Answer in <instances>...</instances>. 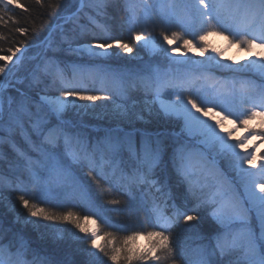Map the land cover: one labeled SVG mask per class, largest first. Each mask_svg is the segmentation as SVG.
<instances>
[{"label": "snow or ice", "instance_id": "obj_1", "mask_svg": "<svg viewBox=\"0 0 264 264\" xmlns=\"http://www.w3.org/2000/svg\"><path fill=\"white\" fill-rule=\"evenodd\" d=\"M77 2L61 16V0H48L49 14L75 27L68 35L58 24L61 41L46 43L52 57H40L20 77L28 46L15 35L26 41L37 28L15 16L14 8L30 15L28 4L0 0V25H11L0 35L11 41L0 47V194L18 191L15 200L27 213L10 202L14 219L7 226L0 214V264H264V153L257 144L245 148L249 140L264 143V0ZM121 12L127 40L98 19ZM88 35L92 42L76 38ZM209 36L250 55L229 60L216 48L209 55ZM64 45L83 60L73 63L72 79L55 56ZM140 51L148 59L134 68L110 63ZM85 74L100 87H83L77 76ZM49 88L61 95H48ZM97 101L112 105L107 126L80 118L95 113ZM225 121L245 135L233 139V131L222 130ZM105 186L124 199H105ZM49 235L57 247L75 242L73 251L42 256ZM140 238L145 243L137 247ZM188 241L197 242L194 259Z\"/></svg>", "mask_w": 264, "mask_h": 264}, {"label": "trees", "instance_id": "obj_2", "mask_svg": "<svg viewBox=\"0 0 264 264\" xmlns=\"http://www.w3.org/2000/svg\"><path fill=\"white\" fill-rule=\"evenodd\" d=\"M22 3L24 4H28L29 7L32 9L31 14H27L25 13L22 9H15L14 6H11L14 8V12H15V16L19 19L20 23L22 26H26L31 28L33 25L37 28V31L34 34H31L29 36V38L25 41L23 37H20L19 34L17 33L15 35V39L18 41H23L25 43L26 46H28L26 48V51L24 53V57H30V56H36L37 53L39 52V47L38 45L44 40V38L47 36L48 32L52 29V27L56 26L59 22V17H56L55 15H50L49 14V10L47 8V3L48 0H44V7L41 8L40 6L36 5L34 0H21ZM73 4H75L76 6V0H61V8L57 9L58 12H61V16L65 15L66 13L62 10L65 9H69L73 7ZM74 10V9H73ZM123 18V13L121 12L119 15H117L115 20H108L106 18H104V20L101 22L106 23L110 25L111 21H119ZM84 21H81V23H83ZM117 24V22H116ZM65 28V34L68 35H72L70 29L75 27L74 25H64V22L62 24ZM114 26V25H112ZM116 26V25H115ZM112 27V33L115 34L117 37H122L123 39L127 40L128 37V33L126 31H122L120 30V28H116V27ZM11 27V25L9 26H3L0 25V35H9L8 32V28ZM58 28V34L54 36V43H59L62 39V35H61V30L59 27ZM90 36V35H88ZM88 36H78L76 37L80 42H84L85 40H87L88 42H92V40H90L91 37ZM11 43V41L5 42L3 40H0V47H4L7 48L9 46V44ZM74 45H78V44H74ZM16 46H19V44H17ZM67 47V45L63 46V49ZM65 50V49H64ZM112 51H117V49H113ZM139 54V52H138ZM53 55V51L51 50L50 54L46 57H52ZM55 56L58 60L63 61V64L66 63V59L69 58V60H79V57L76 56L75 54H71L68 51L63 52V50H56L55 51ZM3 61H0V64H2ZM111 65L113 68H120L122 66L121 60H118L116 58H114L111 62ZM91 89V87H86ZM98 89V88H97ZM111 90V89H109ZM45 91L48 93V95L53 96V97H57L60 96L61 93L59 91L56 90H52L48 91L47 89H45ZM96 94V93H94ZM101 95L107 94L104 92L98 93ZM114 99L116 100L117 103H123V101L118 97V96H114ZM108 103H110L109 101H107ZM69 116H72V114L70 113ZM102 118H100L99 120L103 121L104 117H106V115H101ZM75 118V117H73ZM89 123V122H88ZM99 123V122H97ZM90 124V123H89ZM94 123H91L90 125H93ZM99 124H103V122H100ZM108 125V124H107ZM102 126V125H99ZM17 140L19 142V144L21 146H23L25 149H27V145H25L23 143V140L20 139L19 137H17ZM4 151L6 152H10L11 150L7 148V146H5ZM20 193L18 191H12L11 189L8 188H4L2 191V194H0V214H3L4 217V221L5 224H11L13 221V218L10 216V214L13 212L9 210V204L10 202H14L16 204V210L19 211L21 214H23L25 217L27 216V213L25 212V210L19 206V201L15 200V197L17 195H19ZM103 195L104 198H112L113 196L120 198V199H124L123 195L119 192L116 191L112 188H109L107 186L104 187L103 189ZM101 204H104L105 200L101 199L99 201ZM43 206V205H41ZM112 220H120L122 223H126V224H130V223H134V221H126L127 216H116L113 215ZM39 223L41 225L44 224H48L49 222H45V221H39ZM192 224H196L197 222L193 221L190 222ZM54 227H60V228H70L71 225H67V224H53ZM17 228H20L19 226H16ZM86 227V226H85ZM202 227H206V225L202 226ZM26 232L29 236H31L34 239H39V233L33 229L31 227V225L26 226ZM74 230V229H73ZM41 231H43L41 229ZM75 231V230H74ZM178 231V230H176ZM119 238H123L124 233H118L116 234ZM194 235V234H193ZM104 242V241H103ZM180 245L181 247H185V237L182 236L181 240H180ZM188 245L189 247L186 248V251L189 255V257L193 258L194 257L192 255H194L192 252H190V247L191 246H196L193 245V241H188ZM75 247V242H72L70 240H67L65 242H61L59 244V246L57 247V245L52 243V237L51 235L48 236V243L46 245H43L42 248L44 249L43 252H41V255L43 256L45 252L48 253H54L57 257H62L65 254L71 253L73 251ZM192 254V255H191Z\"/></svg>", "mask_w": 264, "mask_h": 264}, {"label": "rangeland", "instance_id": "obj_3", "mask_svg": "<svg viewBox=\"0 0 264 264\" xmlns=\"http://www.w3.org/2000/svg\"><path fill=\"white\" fill-rule=\"evenodd\" d=\"M76 6L78 7L79 6V4H78V2H77V0H76ZM99 19V21H100V23H103V22H101V20L100 19H102V21L104 20V18L103 17H101V18H98ZM122 20V19H121ZM121 20H119V21H114V22H112L111 21V23H110V25L112 26V25H116L115 27L116 28H118L119 27V23L121 22ZM105 21V20H104ZM85 22V21H84ZM116 22H117V24H116ZM108 22H106V24H107ZM58 24L59 25H62L63 24V19H59V22H58ZM57 24V25H58ZM57 25L56 26H54V27H52V29L48 32V34H47V36L44 38V40L38 45V47H39V52L37 53V55L36 56H30V57H24L23 56V62H22V66L19 68V70H18V76H20V77H23L27 72H28V70L30 69V68H32V67H34L35 66V64L38 62V60H39V58L40 57H46V56H48L49 54H50V52H51V50L50 49H48L47 47H46V43L49 41V37L51 38V41L52 42H54V36L55 35H57L58 33V28H57ZM109 25V24H108ZM114 26H112V27H114ZM98 31V30H97ZM57 33V34H56ZM112 35L113 36H115V37H117L115 34H113L112 33ZM78 37V36H77ZM88 37H91V36H88ZM216 36H209V37H207V43L210 45V48H209V55H212L213 53L211 52V49L212 48H216V49H220V50H223L224 51V55H225V50H232V49H235V50H237L235 47H227V42L223 39V42L225 43V46L222 48V47H219V45L216 43V41H215V38ZM90 40H91V38H90ZM79 45H73V47H78ZM65 50H63V52H65V51H68V50H66L67 49V47H65L64 48ZM238 51V50H237ZM59 52H60V50H59ZM68 52H70L71 54L73 53V52H71V51H68ZM116 52H119V50L117 49V51ZM238 52H241V51H238ZM242 53V52H241ZM245 53V52H244ZM74 54V53H73ZM245 54H249V53H245ZM120 55L121 56H126L127 54H123V53H120ZM77 56V55H76ZM79 57V60H69V58H67L66 59V63L65 64H63V61H62V63L60 64V66H61V68H64V70H65V76L68 78V79H72V76H73V70H72V65H73V63H83V60H82V58L80 57V56H78ZM196 57L197 58H201L200 57V54H199V52H197L196 53ZM141 58H143V60H141ZM148 59V55L144 52V51H140L139 52V54L137 53L136 55H134L133 57H132V59L131 60H121V63H122V66L120 67V68H134L136 65H138V64H141V63H143V61H146ZM229 60H232V59H230V58H228ZM118 60H120V59H118ZM58 61H61V60H58ZM77 79H82V81H83V84H82V86L83 87H91V88H99L100 87V83H99V81L98 80H93V79H91V78H89L88 76H87V74H85V75H83L82 77L80 76V75H78L77 76ZM49 82H51V81H49ZM109 87V89H111V87L110 86H108ZM48 91H51V92H53L52 90H56L55 88H49V89H47ZM53 97V96H52ZM58 97V96H57ZM110 102V101H109ZM77 103H79V102H77ZM96 104L97 105H100V107H98L97 109H96V112L95 113H90V114H82L81 115V117L80 118H82L83 119V121L85 122V123H87V124H91V123H94L93 124V126H96V125H102V126H107V124H109L111 121L108 119V116L110 115V113H111V111H112V105H111V103H108L107 101H97L96 102ZM104 105H108V107H104ZM101 115H106V117H104V119H103V121H101V120H99L97 117L99 116V117H102ZM74 117V116H73ZM76 118V117H75ZM214 119H215V117H214ZM89 122V123H88ZM97 122H103V124H99V123H97ZM89 124V125H90ZM223 124H225V123H223ZM224 126V125H223ZM249 127L250 128H255V127H257V124H256V122L255 121H253L250 125H249ZM238 130H242L243 132H244V134H245V130H244V128H237ZM33 139H36V137H33ZM255 144H257L258 146L259 145H261V144H264V143H258V142H255ZM258 146H256V148H255V151L257 152V153H264V147L262 148V149H260V150H257V147ZM246 148H248V149H251V147L250 146H248V147H246ZM28 192H29V194H31V189L29 188L28 190H27ZM10 216L14 219V213L12 214H10ZM31 219V218H30ZM126 221H132V220H129V218L127 217V219H126ZM7 225H9V224H7ZM6 225V226H7ZM16 226H19L20 228H22L25 232H26V227L24 226V225H22V224H20V225H16ZM86 226V228L87 229H89V230H94V226L93 225H91V224H87V225H85ZM51 227H54V225L52 224L51 225ZM43 230V229H42ZM27 233V232H26ZM97 243L98 244H103L104 242H103V240H100V239H98L97 240ZM144 243H145V241L143 240V238H140L138 241H137V244H136V246L137 247H142L143 245H144ZM196 243L197 242H195V241H193V245H196ZM196 246H191L190 247V252H192L191 250L193 249V248H195ZM192 255V254H191ZM193 257H194V255H192Z\"/></svg>", "mask_w": 264, "mask_h": 264}, {"label": "bare ground", "instance_id": "obj_4", "mask_svg": "<svg viewBox=\"0 0 264 264\" xmlns=\"http://www.w3.org/2000/svg\"><path fill=\"white\" fill-rule=\"evenodd\" d=\"M214 39H215L216 43L219 45V47L223 48L225 46V43L223 42V39L221 37H215ZM249 55L250 54H245L244 52H242V53L238 52L235 49L225 50V57L230 58V59L242 61V60L246 59ZM224 123H225V124H223L224 126L222 125V130L224 132L233 131V139H237V138L245 135L242 130H238L237 128H235L234 124L231 121H225ZM254 144H255V141L249 140L248 143L245 145V148L248 146L252 147ZM263 147H264V144H261L257 147V150H260Z\"/></svg>", "mask_w": 264, "mask_h": 264}]
</instances>
